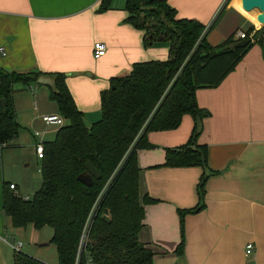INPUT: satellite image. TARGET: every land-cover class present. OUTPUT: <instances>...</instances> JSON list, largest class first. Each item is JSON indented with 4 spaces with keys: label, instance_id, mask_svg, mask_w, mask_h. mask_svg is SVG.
I'll list each match as a JSON object with an SVG mask.
<instances>
[{
    "label": "crops",
    "instance_id": "1",
    "mask_svg": "<svg viewBox=\"0 0 264 264\" xmlns=\"http://www.w3.org/2000/svg\"><path fill=\"white\" fill-rule=\"evenodd\" d=\"M100 1L0 0V67L18 73L64 74L86 127L100 119V93L109 88L110 79L128 75L136 63L164 62L169 57L165 43L143 47V32L126 22L125 0H113L103 13L98 12ZM166 1L178 18L205 26L210 46L250 27L260 33L259 41L217 87L196 90L198 107L209 113L197 139L198 145L207 146V178L202 209L186 214L182 225L178 211L197 206L203 170L163 165L165 151L189 139L192 119L186 115L177 129L147 135L152 148L137 152L139 196L147 195L155 203L144 205L138 240L152 252V264H264V19L257 9L245 12L240 0ZM95 42L107 48L98 60L93 58ZM12 102L19 132L13 147L8 143L5 149L22 150L3 149L0 157V264H13L11 245L22 243L19 239L27 230L13 228L3 212L4 185L13 184L23 197L17 192L20 178L6 181L9 163L18 161L25 147L35 153L34 130L42 133L44 142L52 141L58 130L40 119L58 114L48 87L14 85ZM35 159L39 161L36 154ZM28 228L34 231L30 240L38 242V230ZM248 244L253 250L246 255ZM24 254L54 264L41 251Z\"/></svg>",
    "mask_w": 264,
    "mask_h": 264
},
{
    "label": "trees",
    "instance_id": "2",
    "mask_svg": "<svg viewBox=\"0 0 264 264\" xmlns=\"http://www.w3.org/2000/svg\"><path fill=\"white\" fill-rule=\"evenodd\" d=\"M112 2L101 0L98 12L109 10ZM125 10L126 22L143 32V47L165 43L169 57L164 62L136 63L128 75L110 79L109 88L100 93V119L90 127L84 125L64 74L18 73L0 67V143L10 142L19 132L13 86L37 84L41 76L54 79L56 90L49 88L50 98L66 124L44 143L40 188L24 200L9 189L10 184L4 185L2 208L13 228L52 229L49 244L56 249L57 264H152L153 254L139 242L138 234L144 205L155 201L139 196L137 152L152 148L149 133L175 130L186 115L192 119L189 139L165 151L163 166L203 170L196 188L198 204L178 211L181 225L186 214L202 209L208 152L197 139L209 113L198 107L196 90L217 87L259 41L260 30L250 27L244 39H236L234 33L210 46L205 26L178 18L166 0H125ZM87 162L101 176L90 187L77 180ZM182 251L183 240L176 253ZM13 264L46 263L19 251L14 252Z\"/></svg>",
    "mask_w": 264,
    "mask_h": 264
},
{
    "label": "rangeland",
    "instance_id": "3",
    "mask_svg": "<svg viewBox=\"0 0 264 264\" xmlns=\"http://www.w3.org/2000/svg\"><path fill=\"white\" fill-rule=\"evenodd\" d=\"M207 29H205L206 31ZM33 85L37 86L38 84ZM30 84V85H32ZM39 86V85H38ZM55 114V113H54ZM53 115V114H49ZM64 124L66 122L64 121ZM48 141V138H47ZM14 141L8 142L9 144L11 143V146L13 145ZM16 142V141H15ZM14 142V143H15ZM10 146V145H9ZM10 146V147H11ZM7 148L4 150V152L16 149V150H22V148ZM13 147V146H12ZM27 147H32V146H27ZM25 151L21 152L23 156L19 157V160L16 161L13 159V163H9V169L7 170V177L10 179H6V181H17L18 178H20V182L18 185V191L19 194H21L23 197L28 196L29 199H31L34 195V193L40 188L41 186V174H40V167L41 163L40 161H37L35 159V153L33 148L31 150L27 149L25 147ZM24 160V161H23ZM15 163V164H14ZM26 232L24 234V238L22 237L21 240L22 243L24 244L23 248L21 249L22 253L24 252H32V251H41L44 253L43 255L45 256V259L51 263L57 264V253L56 249L52 244H49V241L52 237V229L48 227H43L42 229L36 231L39 233V241L38 242H33L30 240V234L32 235L34 231L31 228L26 227ZM45 240V241H42ZM43 243H48L46 247L43 248H38L39 244Z\"/></svg>",
    "mask_w": 264,
    "mask_h": 264
},
{
    "label": "built area",
    "instance_id": "4",
    "mask_svg": "<svg viewBox=\"0 0 264 264\" xmlns=\"http://www.w3.org/2000/svg\"><path fill=\"white\" fill-rule=\"evenodd\" d=\"M252 36H253V34L248 35L249 38H252ZM235 37H236V39H244L245 37H247V34H246V32H243V31H237L235 33ZM106 50H107V48H106V45L104 43L95 42L93 44V58L95 60L102 58L106 54ZM40 119L47 127L54 126V127L60 128L64 125V119L59 114L42 115L40 117ZM33 136L36 139V141H35L36 158L40 161L43 158L44 143L45 142L43 140V136H42L41 132L34 130ZM7 145H8V143H6V142L0 143V157H1V152L3 151V149H5L7 147ZM9 189L12 191H15V186L13 184H10ZM27 199H28L27 197L24 198V200H27ZM88 222H89V219H88ZM21 247H22L21 242H16V243L11 245V248L14 252H19ZM252 250H253V246L251 244H248L246 246V251H245L246 255L251 254Z\"/></svg>",
    "mask_w": 264,
    "mask_h": 264
},
{
    "label": "water",
    "instance_id": "5",
    "mask_svg": "<svg viewBox=\"0 0 264 264\" xmlns=\"http://www.w3.org/2000/svg\"><path fill=\"white\" fill-rule=\"evenodd\" d=\"M241 1V7L245 12H250L254 9H257L260 11L262 18L264 19V0H240ZM37 84L41 86H46L50 88L52 91H55V83L54 79L49 76H41L37 80ZM2 105L4 107L5 102H2ZM86 171L82 174H80L77 177V180L81 182L83 185L90 187L92 185L93 179L99 180L101 178L100 173L98 170L94 168V166L87 162L85 164ZM103 219L108 222L107 217H103Z\"/></svg>",
    "mask_w": 264,
    "mask_h": 264
},
{
    "label": "bare ground",
    "instance_id": "6",
    "mask_svg": "<svg viewBox=\"0 0 264 264\" xmlns=\"http://www.w3.org/2000/svg\"><path fill=\"white\" fill-rule=\"evenodd\" d=\"M259 11V10H258ZM260 12V11H259Z\"/></svg>",
    "mask_w": 264,
    "mask_h": 264
}]
</instances>
